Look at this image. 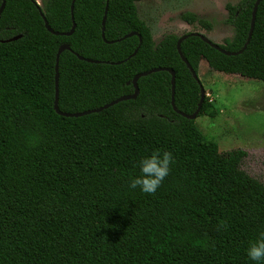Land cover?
I'll use <instances>...</instances> for the list:
<instances>
[{
  "label": "trees",
  "instance_id": "trees-1",
  "mask_svg": "<svg viewBox=\"0 0 264 264\" xmlns=\"http://www.w3.org/2000/svg\"><path fill=\"white\" fill-rule=\"evenodd\" d=\"M35 1L5 0L0 13V264H252L244 250L264 230V184L240 168L243 149L220 152L173 109L168 71L141 76L135 98L99 112L54 109L56 52L66 43L61 111L99 107L132 94L137 73L171 68L174 104L193 113L200 89L176 49L181 35L154 41L138 16L140 0H74L72 13V0ZM254 1L226 3L232 35L221 47L244 45ZM40 12L55 31L74 24L72 34L50 33ZM181 17L210 30L193 13ZM133 31L141 42L122 38ZM180 49L197 74L205 60L212 70L264 81V0L242 53L225 55L199 36ZM211 107L204 96L197 117ZM157 149L173 154L168 176L154 194L130 189L139 158Z\"/></svg>",
  "mask_w": 264,
  "mask_h": 264
},
{
  "label": "rangeland",
  "instance_id": "rangeland-1",
  "mask_svg": "<svg viewBox=\"0 0 264 264\" xmlns=\"http://www.w3.org/2000/svg\"><path fill=\"white\" fill-rule=\"evenodd\" d=\"M238 1L140 0L136 8L154 41L166 33L182 35L196 31L222 44L232 35V28L225 22V5ZM186 12L208 20L210 30L187 24L181 17ZM197 75L212 104L209 112L214 113L196 117V127L217 142L220 152L243 149L246 155L240 168L264 184V81L212 70L205 60Z\"/></svg>",
  "mask_w": 264,
  "mask_h": 264
},
{
  "label": "water",
  "instance_id": "water-1",
  "mask_svg": "<svg viewBox=\"0 0 264 264\" xmlns=\"http://www.w3.org/2000/svg\"><path fill=\"white\" fill-rule=\"evenodd\" d=\"M261 0H255L254 1V4H253V7H252V12H251V22H250V30H249V33H248V37H247V40L245 41L244 45L237 51H229V50H226L224 49L223 47H221L218 43H215L213 42L211 39H209L206 35H204L203 33L201 32H189V33H185V34H182L177 42H176V49L178 51V54L179 56L181 57V59L184 61V63L186 64L187 68L190 70L191 74H192V77L197 81L198 85H199V89H200V98H199V102L197 104V108L195 109V111L191 114H186L184 112H181L180 110H178L174 104V82H175V73L173 71V69L171 68H153V69H150V70H147V71H143V72H139L137 73L134 77H133V84H134V92L132 94H129V95H122L116 99H113L111 100L110 102L108 103H105L99 107H96V108H92V109H87V110H84V111H79V112H65V111H61L58 107V59H59V55L61 54V52H63L64 50H69V45L66 44V43H63L59 46L57 52H56V58H55V98H54V109L57 113L63 115V116H72V117H77V116H82V115H86V114H90V113H94V112H99L103 109H106L114 104H116L117 102L119 101H123V100H127V99H133L137 96L138 94V85H137V80L141 77V76H145L151 72H155V71H158V70H165V71H168L170 74H171V104H172V107L173 109L180 115H182L183 117L187 118V119H190V120H194L197 115L199 114L200 112V109H201V106H202V103H203V100H204V96H205V91H204V88H203V85L201 83V81L199 80L198 78V75L197 73L194 71V69L191 67V65L189 64V62L187 61V59L183 56L182 52H181V49H180V43L186 39L187 37L189 36H199L205 43L209 44L210 46H212L213 48L217 49L219 52L225 54V55H237V54H240L243 52V50L246 48L249 40H250V37H251V33H252V28H253V25H254V20H255V14H256V11H257V7L259 5ZM37 4H38V7H39V4L37 1H35ZM73 3H74V0H72V3H71V13H72V10H73ZM4 5H5V0H2V3L0 5V13L2 12L3 8H4ZM41 14V17L42 19L44 20V25L46 27V29L52 33V34H55V35H59V34H63V35H70L72 34L73 30H74V24L71 28V30L69 32H58V31H55L53 30L49 24L47 23L44 15L40 12ZM105 14H106V10H105V13H104V17H105ZM102 38L104 39V33H103V30H104V20L102 22ZM133 35H138L137 32L133 31V32H130V33H127L125 34L122 38H127V37H130V36H133ZM139 36V35H138ZM20 35H17V36H14L12 38H9V39H6V40H1V41H10V40H16L17 38H19ZM116 41V40H115ZM107 42H114V41H107ZM139 42H141V37L139 36ZM137 49L134 50V52L129 55L125 60H127L128 58L132 57L135 53H136ZM80 59H84L82 56H78ZM89 62H100L98 60H93V59H85ZM121 62V61H119Z\"/></svg>",
  "mask_w": 264,
  "mask_h": 264
},
{
  "label": "clouds",
  "instance_id": "clouds-1",
  "mask_svg": "<svg viewBox=\"0 0 264 264\" xmlns=\"http://www.w3.org/2000/svg\"><path fill=\"white\" fill-rule=\"evenodd\" d=\"M174 163L173 154L169 151L150 152L137 161L138 174L128 182L130 189H139L145 194H154L168 176L170 165ZM245 256L252 264L264 261V230H260L256 238L245 248Z\"/></svg>",
  "mask_w": 264,
  "mask_h": 264
},
{
  "label": "crops",
  "instance_id": "crops-1",
  "mask_svg": "<svg viewBox=\"0 0 264 264\" xmlns=\"http://www.w3.org/2000/svg\"><path fill=\"white\" fill-rule=\"evenodd\" d=\"M202 64V60L200 61L199 65Z\"/></svg>",
  "mask_w": 264,
  "mask_h": 264
}]
</instances>
